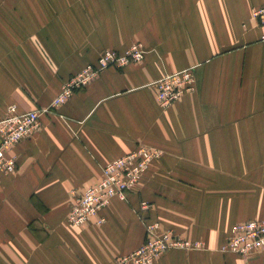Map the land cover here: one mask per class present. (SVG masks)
I'll list each match as a JSON object with an SVG mask.
<instances>
[{"label": "crops", "instance_id": "obj_1", "mask_svg": "<svg viewBox=\"0 0 264 264\" xmlns=\"http://www.w3.org/2000/svg\"><path fill=\"white\" fill-rule=\"evenodd\" d=\"M264 0H0V119L48 106L107 49L141 43L145 59L103 70L9 149L0 173V264H115L141 246L145 219L204 249L153 264H264L223 253L232 226L264 219ZM192 68L195 91L169 107L155 82ZM140 144L160 148L127 200L81 226L68 214L105 163ZM142 201H149L143 214Z\"/></svg>", "mask_w": 264, "mask_h": 264}, {"label": "built area", "instance_id": "obj_2", "mask_svg": "<svg viewBox=\"0 0 264 264\" xmlns=\"http://www.w3.org/2000/svg\"><path fill=\"white\" fill-rule=\"evenodd\" d=\"M253 16L264 27V6L253 11ZM145 59L141 43H135L124 51L104 50L98 59L85 65L71 75L61 86L57 96L48 106L29 111H20L16 104L7 106L6 114L0 119V173L12 174L18 170V161L9 149L23 139L36 133L41 127V116L58 109L75 92L87 87L103 70L109 67L123 68ZM157 101L161 107H169L186 93L195 91L196 77L192 68L165 73L155 82ZM163 151L155 146L140 144L134 151L117 157L102 167V177L94 185L87 187L72 205L68 221L81 226L97 218V223L105 221L100 211L113 198L127 200L135 191L151 163L159 159ZM143 211L149 210V201H142ZM146 240L137 249L120 255L115 264H153L171 249H204V242L180 236L172 228H163L158 220L146 222ZM264 248V219H249L235 223L225 242L219 247L223 253H234L243 257Z\"/></svg>", "mask_w": 264, "mask_h": 264}, {"label": "rangeland", "instance_id": "obj_3", "mask_svg": "<svg viewBox=\"0 0 264 264\" xmlns=\"http://www.w3.org/2000/svg\"><path fill=\"white\" fill-rule=\"evenodd\" d=\"M151 204V203H150ZM140 208H141V210H142V207H141V205H140ZM147 212H149V210H146V211H142V213L143 214H145V213H147ZM158 220V219H157ZM145 221L146 222H150V221H155V220H151V219H149V218H146L145 219ZM158 221H160V220H158ZM146 222H145V225H146ZM161 222V221H160ZM147 231V230H146ZM181 236V235H180ZM183 237V236H182ZM146 240V239H145ZM145 242V241H144ZM175 249V248H174ZM184 250H186V249H184Z\"/></svg>", "mask_w": 264, "mask_h": 264}, {"label": "bare ground", "instance_id": "obj_4", "mask_svg": "<svg viewBox=\"0 0 264 264\" xmlns=\"http://www.w3.org/2000/svg\"><path fill=\"white\" fill-rule=\"evenodd\" d=\"M84 191H85V190H84ZM84 191H83L82 193H84ZM82 193H81V194H82ZM78 196H79V195H78ZM78 196H77V197H78ZM77 197H76V198H77ZM75 200H76V199H75ZM74 202H75V201H74ZM73 204H74V203H73ZM106 206H107V205H106Z\"/></svg>", "mask_w": 264, "mask_h": 264}]
</instances>
